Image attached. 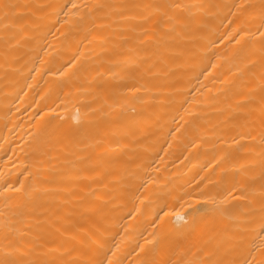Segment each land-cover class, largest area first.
I'll use <instances>...</instances> for the list:
<instances>
[{"label": "bare ground", "instance_id": "6f19581e", "mask_svg": "<svg viewBox=\"0 0 264 264\" xmlns=\"http://www.w3.org/2000/svg\"><path fill=\"white\" fill-rule=\"evenodd\" d=\"M0 264H264V0H0Z\"/></svg>", "mask_w": 264, "mask_h": 264}]
</instances>
